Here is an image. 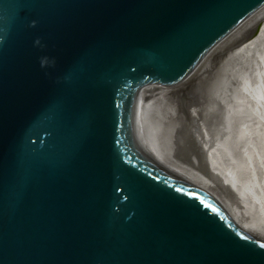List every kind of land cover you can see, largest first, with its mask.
<instances>
[{
	"label": "water",
	"instance_id": "water-1",
	"mask_svg": "<svg viewBox=\"0 0 264 264\" xmlns=\"http://www.w3.org/2000/svg\"><path fill=\"white\" fill-rule=\"evenodd\" d=\"M262 8L0 0V264H264L263 235L147 153L135 95Z\"/></svg>",
	"mask_w": 264,
	"mask_h": 264
},
{
	"label": "bare ground",
	"instance_id": "bare-ground-1",
	"mask_svg": "<svg viewBox=\"0 0 264 264\" xmlns=\"http://www.w3.org/2000/svg\"><path fill=\"white\" fill-rule=\"evenodd\" d=\"M224 73L228 75V82L236 87L238 96L240 95L249 107L248 110L253 117L246 112L243 117L238 118V116L237 121L235 120V134L240 136L239 138L236 136L237 141L239 140L236 146L239 154L234 159L226 157L227 155H224L216 143L206 141L207 138L209 140L210 133L201 115L204 107L212 102L205 95L206 91L209 90L210 85L217 84L219 77ZM186 82H189L187 87L184 86ZM218 90L215 94L224 102L221 106L224 107L225 112L237 114L230 90L228 88ZM220 94L225 98H220ZM135 95L139 129L147 153L157 163L171 171L167 164L169 157L161 150L164 146L161 138L164 136V131L169 132L167 129L177 131L179 127L183 128L185 115L191 116L190 120L196 122L199 127L198 134L203 142L200 150L209 170H213L220 178L227 180L230 187L238 191L240 198L244 200L234 198L228 203L221 202L219 197L211 193L207 187L203 186V189L238 225L264 236V8L254 13L213 46L181 80L152 91L141 84L135 87ZM181 98L188 99L186 106L180 101ZM217 101L219 105L220 102ZM208 114H212L211 118L215 120L213 111ZM181 116L184 118L182 119ZM258 128L261 130V135L256 132ZM190 164L194 167L193 162ZM190 181L199 183L193 178ZM233 195L237 196V194Z\"/></svg>",
	"mask_w": 264,
	"mask_h": 264
},
{
	"label": "rangeland",
	"instance_id": "rangeland-1",
	"mask_svg": "<svg viewBox=\"0 0 264 264\" xmlns=\"http://www.w3.org/2000/svg\"><path fill=\"white\" fill-rule=\"evenodd\" d=\"M227 76L228 75L225 73L222 74V76H220L218 79L219 82L218 83L216 82L217 84H215L213 86L210 85V88L208 91H206L205 95L208 96L212 100V102L204 107L203 111L201 112V115H202V120H203V123H204L206 129L210 133L209 140L207 138L206 141L208 143H212V144L216 143L217 145H219V148L224 153V155H227L226 157H228V158L231 157V159H234V157L239 154L238 150L236 149V146H237V143L239 141V140L237 141V139L240 136L239 134L238 135L235 134L236 133L235 132V130H236L235 120L237 121V119L240 118V116L243 117V114L246 112L250 116H251V114L249 112L250 110H248L249 107L243 102L240 95L238 96L239 93L236 90V87L232 83L228 82ZM188 84H189V82H186L184 84V86L187 87ZM222 88L225 90L228 88L230 90V93L233 96L232 97L233 102L235 104V107L237 108L236 109L237 114H236V112L235 113L234 112H225L224 107L221 106L224 104V102H222L218 98L219 96L217 97L216 96L217 94H215V93H217V91H219L218 89L222 90ZM220 96H221L220 98H225L223 96V94H220ZM212 97H213V99H212ZM187 98H188V96H187ZM187 98H181L180 99V101L183 102V104L185 106L188 103ZM196 98H198V97H196ZM217 100H219V102H220L219 105H218ZM240 102H241V104H240ZM217 109H219V110L216 111ZM208 110H209V112H208ZM212 111H213V114L217 117V119H216V117H214L215 120L213 118H211V117H213L212 114H208V113H211ZM204 115H206V116H204ZM208 117L210 118V121H209ZM183 118H184V116L182 117V119ZM190 119H191V116L185 115V118H184L185 121L183 120V125H184L183 128L179 127V129L177 131H176V129L174 131L172 129L171 130L167 129V131H169L170 133L169 132L165 133V131H164V133H163L164 136L161 138V141L164 144V146H162L161 150H162V152L166 153L169 157L167 164H169L171 171L175 172L181 176L184 175L188 179L190 178V180H191V178H193L194 180H197V182L203 184V185H201V184L197 183L198 186H200L201 188H203V186H204V188L207 187V189L211 193H213V194H215V196L219 197L221 202L223 201V202L228 203V201H232L234 198H239V199L244 200L243 198H240V194L238 191H236V190H234V188L230 187V184L228 183L227 180L225 181L223 178H220L218 176V174L216 175V173L213 172V170H209L206 159L203 158L204 156L200 150V147L203 146V142H202V138L198 134V132H199L198 131V128H199L198 124L196 122L190 120ZM180 121H182V120H180ZM208 122H209V124H208ZM178 123H179V121H178ZM258 129L256 132L261 135V133H260L261 130L260 129L258 130ZM157 131H158V128H157ZM236 136H238V138ZM186 148H188L189 152H188L187 156L185 157L184 150H186ZM175 162H176V164H175ZM190 162L191 163L193 162L194 167L192 164H190ZM192 167H193V169H192ZM212 189H214V190H212ZM232 192L235 195L237 194V196H234L232 194ZM229 193H230V195H229ZM226 197H228V198H226Z\"/></svg>",
	"mask_w": 264,
	"mask_h": 264
}]
</instances>
